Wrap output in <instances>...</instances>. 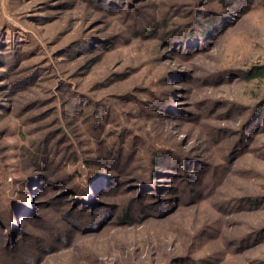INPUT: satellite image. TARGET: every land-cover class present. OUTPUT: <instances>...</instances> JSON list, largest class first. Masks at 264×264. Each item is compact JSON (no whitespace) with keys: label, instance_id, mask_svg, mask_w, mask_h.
<instances>
[{"label":"rangeland","instance_id":"obj_1","mask_svg":"<svg viewBox=\"0 0 264 264\" xmlns=\"http://www.w3.org/2000/svg\"><path fill=\"white\" fill-rule=\"evenodd\" d=\"M0 264H264V0H0Z\"/></svg>","mask_w":264,"mask_h":264},{"label":"trees","instance_id":"obj_2","mask_svg":"<svg viewBox=\"0 0 264 264\" xmlns=\"http://www.w3.org/2000/svg\"><path fill=\"white\" fill-rule=\"evenodd\" d=\"M261 72H262V71H258L255 75H252L251 79H252V78H257L259 75L262 74Z\"/></svg>","mask_w":264,"mask_h":264}]
</instances>
